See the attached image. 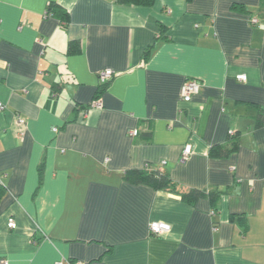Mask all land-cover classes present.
<instances>
[{"label": "crops", "instance_id": "0c3cea01", "mask_svg": "<svg viewBox=\"0 0 264 264\" xmlns=\"http://www.w3.org/2000/svg\"><path fill=\"white\" fill-rule=\"evenodd\" d=\"M0 102V259L264 264V0H0Z\"/></svg>", "mask_w": 264, "mask_h": 264}, {"label": "built area", "instance_id": "2783aa9c", "mask_svg": "<svg viewBox=\"0 0 264 264\" xmlns=\"http://www.w3.org/2000/svg\"><path fill=\"white\" fill-rule=\"evenodd\" d=\"M113 74H114V70L112 68H106L102 70L99 74V79H100L101 84H105L109 82ZM246 77H247L246 74L238 75V78L241 80H246ZM200 86H201V82L196 78L186 80L182 86L183 99L185 101H190L193 98L194 94H196L199 91ZM91 105L92 107L102 108L103 102L100 97H97L93 100ZM4 108H5V105L2 102H0V109H4ZM18 125L24 126L25 120L23 118H19ZM54 130L56 131L57 128H54ZM23 132L24 131H21V133ZM133 133L137 134L138 130L137 129L133 130ZM192 153H193V146L191 143H187L183 150V154H182L183 159L184 160L188 159ZM165 162L166 161H164L163 163ZM8 226L10 228L17 227V221L15 220L14 217H9ZM170 229H171V225L164 221L154 220L150 223V231L154 234L160 235L165 232H168ZM0 264H9V261L7 259L1 258ZM56 264H87V263L81 260H72L70 258H62L58 260Z\"/></svg>", "mask_w": 264, "mask_h": 264}, {"label": "trees", "instance_id": "16d2710c", "mask_svg": "<svg viewBox=\"0 0 264 264\" xmlns=\"http://www.w3.org/2000/svg\"><path fill=\"white\" fill-rule=\"evenodd\" d=\"M126 1H136V2L143 1L144 3H151L153 0H126ZM51 6H49V11H51L50 10ZM107 83L103 84L102 86H105ZM97 97H99V93ZM133 173L135 180L150 183L154 188L174 189L173 188L174 183L161 171L159 172V171L133 170ZM127 177L131 178L129 173L127 174ZM188 195L189 194H185L184 197H187Z\"/></svg>", "mask_w": 264, "mask_h": 264}, {"label": "rangeland", "instance_id": "374dc122", "mask_svg": "<svg viewBox=\"0 0 264 264\" xmlns=\"http://www.w3.org/2000/svg\"><path fill=\"white\" fill-rule=\"evenodd\" d=\"M256 20V19H255Z\"/></svg>", "mask_w": 264, "mask_h": 264}]
</instances>
